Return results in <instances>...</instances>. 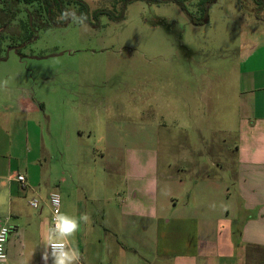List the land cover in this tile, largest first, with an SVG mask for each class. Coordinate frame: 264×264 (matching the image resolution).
Instances as JSON below:
<instances>
[{
    "label": "rangeland",
    "instance_id": "obj_1",
    "mask_svg": "<svg viewBox=\"0 0 264 264\" xmlns=\"http://www.w3.org/2000/svg\"><path fill=\"white\" fill-rule=\"evenodd\" d=\"M83 1L92 19L84 25L70 20L37 29L26 20L24 37L17 21L0 28V208L6 223L10 213H19L28 229L39 226V219L46 223L48 197L57 193L61 213L78 220L89 216V223L80 221V240L94 244L96 231L110 237L95 222L104 206L100 200L123 182L127 186L128 174L130 188H144L143 198L149 197L144 203L139 195L136 211L153 212L150 194L158 175L161 216L176 198L178 204L192 203L196 215L217 206L232 214L237 198L232 176L243 157L236 147H264V124L246 140L236 108L239 74L255 66L241 65L255 46L264 48V19L255 18L253 5L244 11L239 0H180L200 20L197 25L172 0H134L125 7L122 0ZM13 4L16 18L23 19L24 7ZM96 10L110 13L92 18ZM9 15L0 5V20ZM30 33L33 41L22 44ZM177 164L185 170L172 169ZM201 168L222 184L207 185L205 171L197 173ZM17 174L24 176L26 189L10 185ZM177 174L184 196L174 179L165 182ZM33 198L38 209L29 205ZM214 215L217 238L242 264L245 252L237 250L235 229L229 233L230 215ZM205 221L199 219L200 227ZM133 237L138 253L151 259L152 224ZM125 250L119 252L122 263L129 258L145 264L136 250Z\"/></svg>",
    "mask_w": 264,
    "mask_h": 264
},
{
    "label": "crops",
    "instance_id": "obj_2",
    "mask_svg": "<svg viewBox=\"0 0 264 264\" xmlns=\"http://www.w3.org/2000/svg\"><path fill=\"white\" fill-rule=\"evenodd\" d=\"M246 64H255V66L245 67L239 74V96L236 108L238 118L243 122L245 138L248 140L257 133L253 130L257 124H264V48L257 49L255 46L245 57L241 66ZM261 128L264 129V125ZM262 138H264V133H262ZM236 150L243 157H238L236 173L232 176L236 182L235 193L237 195L236 206L232 214L217 206L201 208V214L196 215L190 211L192 203L178 204L176 198L173 207L171 206L174 209L170 211L172 209L170 207L167 210L171 214L166 212V215L161 216L159 187L162 181L158 180V175L150 194L153 200V212L145 213L142 209L136 211L135 201L139 195L141 194L140 198L144 203H149V197L143 198L144 188L138 190L130 188V174H128L124 177V180L126 177L129 178V182H125L127 186L123 182V186L113 192L114 195H103L100 200L104 206L97 213L95 222L99 229L110 237H104V235L102 237L101 233L96 231L94 232L96 242L92 244L86 237L87 242L84 239L80 240L81 227L76 233L77 239L74 245L84 256L83 264H125L120 261L121 256L119 255V252L125 249V251L136 250L137 254L145 260V264H152V262L154 264H238L237 260L229 256L232 251L231 246L229 248L223 246L217 238L214 218L219 217L214 215L215 211L220 213L219 216L228 217L230 215L231 230L229 233L232 234V229H235L236 234L239 235L237 247L240 248L238 247L237 250L245 252L242 264H264V147L248 148L239 145ZM246 155L253 157L246 159ZM172 169L178 173L185 170L181 164L175 165ZM126 170L130 172V165ZM156 170H158V165ZM200 170L205 171L201 174L206 173L204 176L207 177L205 180L207 185L222 184L220 181L210 179L212 175H209L208 171L203 168L197 169L198 174ZM171 179H174L182 188L181 195L185 194L183 179H180L177 174L175 178H168L165 182L169 183ZM9 182L11 186L17 183L18 186L26 189V182L24 187L16 181V178H11ZM165 188L162 193H165ZM9 199L13 203L12 192L9 194ZM250 210L254 213H250ZM10 214L12 216L8 225L10 233L4 246L7 264H44L41 259L44 251L43 237L45 228L50 225V218L46 223L45 220L39 219V226L35 225L34 228L28 229L23 227L19 213H16V217ZM164 217L167 218L166 221H162ZM200 218L207 220L201 227ZM4 219L7 221V218ZM209 219H213V222ZM149 223L152 224V231L155 234L151 259L138 253V247L134 246L133 241V234L146 229ZM162 224L165 227L160 228ZM89 232L93 234L91 228ZM131 263L134 262L128 258L127 264ZM47 264H52L51 258Z\"/></svg>",
    "mask_w": 264,
    "mask_h": 264
},
{
    "label": "trees",
    "instance_id": "obj_3",
    "mask_svg": "<svg viewBox=\"0 0 264 264\" xmlns=\"http://www.w3.org/2000/svg\"><path fill=\"white\" fill-rule=\"evenodd\" d=\"M54 0H0V5H3V8L5 10H7L8 12L11 11V16H6L5 19H3V23H1L2 25H0V28L7 29V27H10L11 23H13L14 21L18 22V26H20L22 34L21 37L25 34L28 33V25H27V21L32 25V27L34 26L37 29H44L46 27H49V25L51 26H57V24H66L67 22H69L71 20V18L67 19V20H63V21H59L55 19V13L54 10H56L58 12V14L61 16V14L64 11H68V8L72 7L74 8V11H76L77 16H80L82 13L84 15L87 16L86 21H88L90 23V21L92 19H90L89 15H91L89 13V9L88 6L86 4V2H84L83 0H56L57 3L53 2ZM119 2L121 0H118ZM130 1H134V0H122V4L123 7H125V5L127 3H129ZM135 1H143V2H147V3H155V4H159L162 3L164 1H168V0H135ZM174 2H176V4L182 9V11L189 17V19L192 20L193 23H195V25H197L200 20H195L191 13H189V11H187L186 7L184 6L183 3H181L180 0H172ZM202 1V0H200ZM212 2L214 3L215 0H212ZM211 2V3H212ZM13 3H19L22 5V7H24V15H22L21 20H19L18 18H16V12H18L17 9H13ZM240 6L241 8L245 10V8H248L249 5H253V9H254V16L256 18V16L263 21L264 19V0H239ZM17 4V5H19ZM208 5V3H207ZM94 13L92 14V18H97L100 15H103L105 13H110L108 11L105 10H96L93 11ZM248 12V10L246 11ZM261 13V17H259V14ZM58 16V15H57ZM107 16H109L110 18L112 17L110 14H107ZM59 17V16H58ZM121 16H119L120 18ZM16 19V20H15ZM27 20V21H26ZM39 22H42V26L39 25ZM15 25V24H14ZM35 33V32H34ZM21 37H19V39H15L14 37H10V39H15V40H20L22 39ZM26 39H24V43L22 42V44H28L31 43L29 41H33L32 38L33 37V33H30L29 35H26L25 37ZM14 43V42H12ZM13 45V44H12Z\"/></svg>",
    "mask_w": 264,
    "mask_h": 264
},
{
    "label": "clouds",
    "instance_id": "obj_4",
    "mask_svg": "<svg viewBox=\"0 0 264 264\" xmlns=\"http://www.w3.org/2000/svg\"><path fill=\"white\" fill-rule=\"evenodd\" d=\"M69 18L74 23L84 25L87 16L83 13L77 16L74 11H64L60 17L62 20ZM3 202V199L0 198V203ZM80 221L89 223L90 218L84 214L78 220L76 217L61 213L58 208L56 209L51 225L44 230V251L41 256L44 264H47L49 258H51L52 264H80L81 253L75 247L73 240L80 230ZM2 242L0 240V243ZM0 262L7 264V257L3 254L2 248H0Z\"/></svg>",
    "mask_w": 264,
    "mask_h": 264
},
{
    "label": "built area",
    "instance_id": "obj_5",
    "mask_svg": "<svg viewBox=\"0 0 264 264\" xmlns=\"http://www.w3.org/2000/svg\"><path fill=\"white\" fill-rule=\"evenodd\" d=\"M16 181L19 182L21 184L22 187L25 186V178L22 174H17L16 175ZM48 202H49V206L51 209V215H50V225L53 221V217L55 215L56 209L58 208L60 211V196L57 193H51L48 197ZM29 205L34 208V209H38L39 207V203L38 200L33 198L29 201ZM10 233V227L8 226V224L6 223V220L2 217L1 215V210H0V240H2L3 242L0 243V248L3 249V254L6 256L5 253V243L7 241V238L9 236ZM50 251V249H49ZM0 264H2V262H0Z\"/></svg>",
    "mask_w": 264,
    "mask_h": 264
}]
</instances>
